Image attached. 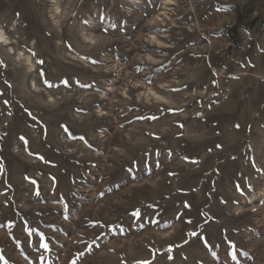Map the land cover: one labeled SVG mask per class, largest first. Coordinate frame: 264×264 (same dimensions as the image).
Here are the masks:
<instances>
[{
	"label": "rangeland",
	"instance_id": "1",
	"mask_svg": "<svg viewBox=\"0 0 264 264\" xmlns=\"http://www.w3.org/2000/svg\"><path fill=\"white\" fill-rule=\"evenodd\" d=\"M166 2L0 0V264H264V0Z\"/></svg>",
	"mask_w": 264,
	"mask_h": 264
},
{
	"label": "snow or ice",
	"instance_id": "2",
	"mask_svg": "<svg viewBox=\"0 0 264 264\" xmlns=\"http://www.w3.org/2000/svg\"><path fill=\"white\" fill-rule=\"evenodd\" d=\"M41 63H42V61H41ZM65 83H67V82L65 81ZM81 139H83V137H81ZM136 215H139V213H136ZM41 246L44 247L45 249H47V247H48V245L46 243H43Z\"/></svg>",
	"mask_w": 264,
	"mask_h": 264
},
{
	"label": "bare ground",
	"instance_id": "3",
	"mask_svg": "<svg viewBox=\"0 0 264 264\" xmlns=\"http://www.w3.org/2000/svg\"><path fill=\"white\" fill-rule=\"evenodd\" d=\"M170 1H172V0H167V2L171 3ZM167 2H166V3H167ZM169 3H168V4H169ZM0 38H1V39L4 38V34H3V33L0 34Z\"/></svg>",
	"mask_w": 264,
	"mask_h": 264
},
{
	"label": "trees",
	"instance_id": "4",
	"mask_svg": "<svg viewBox=\"0 0 264 264\" xmlns=\"http://www.w3.org/2000/svg\"><path fill=\"white\" fill-rule=\"evenodd\" d=\"M232 30L234 31V29H232ZM232 36H233L232 37L233 39H236L237 38V35L235 33H232Z\"/></svg>",
	"mask_w": 264,
	"mask_h": 264
}]
</instances>
